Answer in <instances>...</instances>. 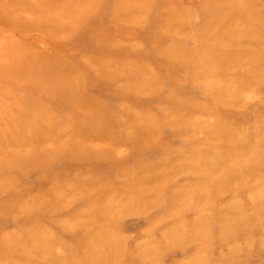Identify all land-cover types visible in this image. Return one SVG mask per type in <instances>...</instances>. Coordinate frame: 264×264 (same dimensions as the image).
<instances>
[{
	"label": "rangeland",
	"instance_id": "rangeland-1",
	"mask_svg": "<svg viewBox=\"0 0 264 264\" xmlns=\"http://www.w3.org/2000/svg\"><path fill=\"white\" fill-rule=\"evenodd\" d=\"M0 264H264V0H0Z\"/></svg>",
	"mask_w": 264,
	"mask_h": 264
}]
</instances>
